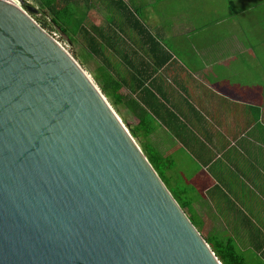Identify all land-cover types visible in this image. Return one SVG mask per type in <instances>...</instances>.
Segmentation results:
<instances>
[{"label":"crops","instance_id":"obj_1","mask_svg":"<svg viewBox=\"0 0 264 264\" xmlns=\"http://www.w3.org/2000/svg\"><path fill=\"white\" fill-rule=\"evenodd\" d=\"M69 1L195 230L226 264H264V0Z\"/></svg>","mask_w":264,"mask_h":264},{"label":"water","instance_id":"obj_2","mask_svg":"<svg viewBox=\"0 0 264 264\" xmlns=\"http://www.w3.org/2000/svg\"><path fill=\"white\" fill-rule=\"evenodd\" d=\"M20 4L0 0V264H222L78 59Z\"/></svg>","mask_w":264,"mask_h":264},{"label":"trees","instance_id":"obj_3","mask_svg":"<svg viewBox=\"0 0 264 264\" xmlns=\"http://www.w3.org/2000/svg\"><path fill=\"white\" fill-rule=\"evenodd\" d=\"M40 10L39 15H43L44 18H48L49 23H41L37 16L35 19L46 29H52L55 27L58 29L69 42L74 43L77 37L82 38L84 33L90 34V32L84 30L83 21L80 12H76L71 6L69 0H35ZM31 6V5H27ZM75 58V57H74ZM114 92V88H112ZM107 97V95H106ZM131 134V133H130ZM132 136V134H131ZM147 160L150 161L156 172L159 174L163 181V172L161 164H157L152 155L142 150ZM164 183V181H163ZM178 202V200L176 199ZM179 204V203H178ZM222 264H226L224 257H218Z\"/></svg>","mask_w":264,"mask_h":264},{"label":"rangeland","instance_id":"obj_4","mask_svg":"<svg viewBox=\"0 0 264 264\" xmlns=\"http://www.w3.org/2000/svg\"><path fill=\"white\" fill-rule=\"evenodd\" d=\"M21 2L23 3H27L28 5H31L32 7L39 9L38 4L35 2V0H21ZM37 19H39V21L41 23H49L48 18H44L43 15H38ZM39 21H37L38 23H40ZM50 25V23H49ZM49 32H54L56 33L57 37L59 38V41L62 43V45L69 51L71 52L77 59L78 61L81 63V65L84 67V69H86L87 73L90 75V77L92 78L93 82L95 83V85L98 87V83L96 82V77L97 75V63L94 61V59L88 57L85 52L87 54H89L90 56H92L88 50H83V44H82V40L80 39V37H77L76 41L74 42L73 45L69 44L67 38L55 27H53L52 29L48 30ZM99 88V87H98ZM109 101V103L111 104V106L113 107V109L116 111V113H118V115L121 117L123 123L125 125H127V117H126V113H125V108L122 107L121 105H119L118 107H115L114 102L108 98L107 99ZM175 191V190H174Z\"/></svg>","mask_w":264,"mask_h":264},{"label":"built area","instance_id":"obj_5","mask_svg":"<svg viewBox=\"0 0 264 264\" xmlns=\"http://www.w3.org/2000/svg\"><path fill=\"white\" fill-rule=\"evenodd\" d=\"M7 1H9L10 3H12L13 5H15V6H18V7H21V8H23L22 6H21V0H7ZM25 5H28L27 3H24ZM52 34L56 37V39L59 41V38L57 37V35H56V33H54V32H52ZM61 43V42H60ZM62 44V43H61Z\"/></svg>","mask_w":264,"mask_h":264},{"label":"bare ground","instance_id":"obj_6","mask_svg":"<svg viewBox=\"0 0 264 264\" xmlns=\"http://www.w3.org/2000/svg\"><path fill=\"white\" fill-rule=\"evenodd\" d=\"M9 2V1H8Z\"/></svg>","mask_w":264,"mask_h":264}]
</instances>
